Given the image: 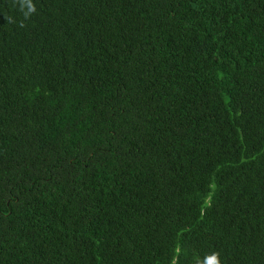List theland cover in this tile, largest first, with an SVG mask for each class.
<instances>
[{
    "label": "trees",
    "instance_id": "1",
    "mask_svg": "<svg viewBox=\"0 0 264 264\" xmlns=\"http://www.w3.org/2000/svg\"><path fill=\"white\" fill-rule=\"evenodd\" d=\"M0 264H264V0H0Z\"/></svg>",
    "mask_w": 264,
    "mask_h": 264
}]
</instances>
